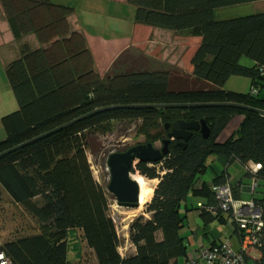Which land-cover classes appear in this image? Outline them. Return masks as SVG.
<instances>
[{"label":"trees","instance_id":"trees-1","mask_svg":"<svg viewBox=\"0 0 264 264\" xmlns=\"http://www.w3.org/2000/svg\"><path fill=\"white\" fill-rule=\"evenodd\" d=\"M127 1L135 7L136 22L200 38L191 71L182 72L183 85L172 84L178 72L146 67L147 56L139 51L130 67L113 71L128 49L100 75L83 35L70 29V7L51 0H0L12 35L32 32L41 45L22 43L4 68L13 94L23 93L26 101L1 117L5 138L0 153L11 150L0 156V202L8 195L39 226L33 234L0 238V249L12 264H75L69 258V232L75 238L76 230L93 253L90 264H180L189 248V238L181 233L186 222L180 206L186 197L204 200L197 209L207 234L211 223L223 226L226 220L212 186L228 183L233 196L240 197L241 181L231 183L227 167L207 178L210 156L246 166V175L255 180L251 194L256 191L257 196L251 198L264 209V115L255 110H264V10L214 16L215 8L264 0ZM48 26L57 33L52 41ZM48 43L51 56L42 48ZM231 76L248 78L249 89L223 88ZM172 103L199 105L147 106ZM179 118L204 120L208 134L192 131L184 146L171 140L159 161L134 165L157 183L144 205L146 216L128 224L127 241L134 251L122 254L107 192L95 179L88 156L103 152L106 160L125 149L105 151L98 140L114 121L139 120L137 132L154 145L166 138L165 124ZM226 128L230 134L219 140ZM253 164L260 165L256 173ZM74 248L80 257L77 243Z\"/></svg>","mask_w":264,"mask_h":264},{"label":"crops","instance_id":"crops-1","mask_svg":"<svg viewBox=\"0 0 264 264\" xmlns=\"http://www.w3.org/2000/svg\"><path fill=\"white\" fill-rule=\"evenodd\" d=\"M51 2L71 8V12L67 15L70 29L83 35L86 47L93 59L94 70L100 75H104L113 61L130 48L144 53L147 58L154 61L153 64H157L154 67L158 69L169 70L167 68L173 64L185 66L187 72L192 69L190 59L200 42V38L197 36L176 35L167 29L136 22L134 17L135 7L127 0H51ZM257 10H264V1L215 8L214 16L216 18H226ZM47 33L50 41L57 37L53 26L47 27ZM183 40L184 42H182ZM174 41L177 43L172 44ZM24 42L31 47L40 45L32 32L22 35L20 38H15L0 5V73H3V78L0 79V140L5 138L1 117L15 110L19 104L26 101L23 93H20L18 97L13 94L4 70L5 65L18 56L20 46ZM49 45V43L42 45V48L47 55L51 56ZM185 57H187V61ZM51 62H53V59ZM240 81L242 79L231 76L225 82L223 88L237 90L231 88L229 82L233 84ZM245 82L249 89V79ZM7 93L11 94L10 97L8 95L5 97ZM262 95L264 96V94ZM227 132L230 134V129H227ZM214 161L218 162L223 169L227 167L225 160L218 155L214 156ZM228 176L227 179L229 180ZM209 177L211 175L207 176V178ZM242 185L238 189L241 198H243L242 191H250L251 193V189H249L251 185L247 187ZM203 201L199 196L188 195L186 197L180 206L185 221L189 210H195L199 218L197 207L201 206ZM194 218L191 219L192 223L186 222L185 227L181 229L182 235L189 238V248L186 255L188 257L193 253V250L208 244L211 240L210 233L207 234L202 229L200 218L199 220ZM224 231L226 232L225 229ZM225 232L223 233L226 234ZM233 238L234 242L238 243V237L235 235ZM126 248L129 249V252L134 251L133 246L129 243ZM179 262L181 264V261Z\"/></svg>","mask_w":264,"mask_h":264},{"label":"rangeland","instance_id":"rangeland-1","mask_svg":"<svg viewBox=\"0 0 264 264\" xmlns=\"http://www.w3.org/2000/svg\"><path fill=\"white\" fill-rule=\"evenodd\" d=\"M180 41V40H178ZM184 42V40L182 41ZM177 43L173 42L172 44ZM196 50V48H195ZM194 50V51H195ZM140 52V51H139ZM194 53V52H193ZM138 55V52L135 49H128V51L124 52L120 58V60L112 67V70L117 71L126 69L127 67H130L132 65V59H134ZM193 55V54H192ZM192 57V56H191ZM185 60L187 61V57H185ZM148 63L153 64V60L147 58ZM157 62V61H156ZM191 62V59H190ZM149 64L146 67L148 68H155L156 63L153 65ZM152 65V66H151ZM167 69L171 71L172 73L178 72L180 75H176L174 78V81L172 84H175L177 86L183 85V78H182V72H187L185 66L173 64L169 66ZM3 78V73H0V79ZM239 79H242L240 82H235L233 84L229 82V86L231 88H235L237 90H248V86L246 84V80L248 78L236 76ZM233 79V78H232ZM263 90V89H262ZM261 90V94H264V90ZM10 97V93H7L5 97ZM139 120H124V121H114L112 122V129L109 131L100 132L98 140L101 142V147L103 150H113L115 147L118 148H127L136 144L145 143L144 142V136L142 134H139L137 132ZM229 133L227 132V128L224 129L220 135L218 136L219 140H224L227 138ZM154 146L160 148L161 142L156 141L154 143ZM91 168L93 171V175L95 179L104 187L105 191L107 192L108 201H109V213L112 217L114 224L116 226V230L120 239V252L122 254L127 253L128 250L125 247L128 245L127 241V229L129 222L137 217L140 214L145 213V206L139 211L136 212L134 215H128V212H126L128 209L127 207H120L116 204L115 198L111 193L107 191V184L109 179V172L108 167L106 165V160L104 157V153H96V154H89L88 156ZM107 159V158H106ZM138 162V160H134V165ZM207 169L206 173L208 175L213 174V172H220L222 170V166L218 162L214 161V156H211L207 159ZM135 170V171H134ZM134 170H131V176L134 175L141 176L145 180H150L145 177H143L137 170L136 167ZM248 171V168L238 162L237 160H234L233 162L229 163L227 165V173L228 178L231 183H236L238 181H241L242 186H250L253 184L254 178L250 175H246V172ZM152 180V179H151ZM157 180L149 181L150 185H156ZM248 189V188H247ZM260 190V186L257 187V191ZM242 197L244 199H248L253 196H257L256 191L251 194L250 191H242L241 193ZM190 199V198H189ZM195 217L194 219L199 220L198 214L195 210H189L188 215L185 222L192 223L191 219ZM210 229L218 228L220 231H224V226H219L215 222L211 223ZM39 231V226L37 223V220L34 219L30 214L26 212L25 209H23L19 204L14 203L8 195L3 194L2 201L0 202V238L1 240L5 241L7 239H13L18 236L27 235V234H33L35 232ZM75 238L72 237L74 234L73 231L69 232V258L73 261L75 264H90L94 260L93 253L91 249H89L85 243V241L82 238V232L80 230L75 231ZM211 234H214L213 231H210ZM226 233V232H225ZM77 243L78 247L80 249V257H76L75 254L78 251V248H74V244ZM126 251H125V250ZM181 261V264H183L184 259L183 257L179 258ZM183 260V261H182Z\"/></svg>","mask_w":264,"mask_h":264},{"label":"built area","instance_id":"built-area-1","mask_svg":"<svg viewBox=\"0 0 264 264\" xmlns=\"http://www.w3.org/2000/svg\"><path fill=\"white\" fill-rule=\"evenodd\" d=\"M134 167V166H133ZM256 173L260 165L250 166ZM255 187V180L249 187ZM219 208L226 214L224 229H209L210 242L184 260L183 264H264V209L252 198H235L228 183L212 186ZM228 234V235H227ZM238 243L234 242V236ZM1 245V240H0ZM0 264H12L0 249Z\"/></svg>","mask_w":264,"mask_h":264},{"label":"water","instance_id":"water-1","mask_svg":"<svg viewBox=\"0 0 264 264\" xmlns=\"http://www.w3.org/2000/svg\"><path fill=\"white\" fill-rule=\"evenodd\" d=\"M214 104V103H207ZM220 104V103H219ZM199 104H181V103H172V104H153L147 105L148 107L156 108H184L196 106ZM226 105H234L238 107H245L251 109L250 107L243 106L235 103H228ZM112 108V107H108ZM98 109V110H103ZM264 115V110L255 109ZM91 114V113H90ZM64 125H62L63 127ZM166 127H169V131L166 135V138L161 140V147H155L150 142L140 143L129 147L124 151L112 152L107 156L106 165L109 172V180L107 184V191L113 195L115 198L116 204L120 207L135 208L138 206L139 202V185L137 181L131 176L130 168L134 163V160H138L143 163H152L157 162L161 157L167 153L168 144L171 140H176L182 146L185 145V141L190 136L192 131H199L203 137H206L208 134V127L204 120L191 119H175L171 123H166ZM61 128L58 127L56 129ZM55 130V129H54ZM46 133L40 135L44 136ZM8 149L0 153V156L10 151Z\"/></svg>","mask_w":264,"mask_h":264},{"label":"bare ground","instance_id":"bare-ground-1","mask_svg":"<svg viewBox=\"0 0 264 264\" xmlns=\"http://www.w3.org/2000/svg\"><path fill=\"white\" fill-rule=\"evenodd\" d=\"M133 178L137 181L139 185V202L138 206L135 208H130L126 212L128 215H134L136 212H139L144 205L151 199L153 195V190L155 185H150L149 181H154L155 179L145 180L141 176L134 175Z\"/></svg>","mask_w":264,"mask_h":264},{"label":"flooded vegetation","instance_id":"flooded-vegetation-1","mask_svg":"<svg viewBox=\"0 0 264 264\" xmlns=\"http://www.w3.org/2000/svg\"><path fill=\"white\" fill-rule=\"evenodd\" d=\"M131 147V146H130ZM156 147V146H155ZM129 147H127L126 149H128ZM126 149H124V150H126ZM124 150H122V151H124Z\"/></svg>","mask_w":264,"mask_h":264},{"label":"clouds","instance_id":"clouds-1","mask_svg":"<svg viewBox=\"0 0 264 264\" xmlns=\"http://www.w3.org/2000/svg\"><path fill=\"white\" fill-rule=\"evenodd\" d=\"M132 166H134V163L132 164ZM135 168V167H134Z\"/></svg>","mask_w":264,"mask_h":264}]
</instances>
